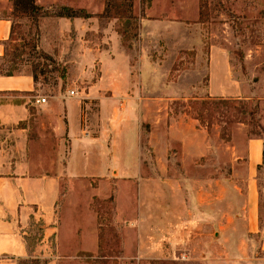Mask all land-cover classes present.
Instances as JSON below:
<instances>
[{
    "label": "crops",
    "instance_id": "1",
    "mask_svg": "<svg viewBox=\"0 0 264 264\" xmlns=\"http://www.w3.org/2000/svg\"><path fill=\"white\" fill-rule=\"evenodd\" d=\"M106 1L35 0L42 12L49 13L38 20L40 50L53 58L71 62L83 80L98 66L96 80L83 98L61 91L45 96L43 90L37 88L31 73L0 75V264H19L29 258L26 237L32 235L33 223H39L42 235L36 239L38 243L34 245L32 256L44 260L43 264H60L58 254L51 256L48 253L52 251V241L55 242L54 250L59 248L58 203L62 182L65 181L68 187L73 181L79 186L96 184L92 187L95 195H98L95 188L102 184L135 183L139 205H142L139 208L140 219L154 221L158 214V220L164 224L157 235L164 238L176 236L180 232L175 225L177 213L173 203L167 205L168 189L174 186L175 181L164 174L174 171L170 150L176 142L181 145L183 160L191 162L192 176L186 180L191 227L197 229L201 226L208 236L215 234L214 179L204 175L210 166L202 162L208 156V134L195 119L171 118L167 123L166 111L163 110L167 102L161 97L145 100V91L151 87L164 90L162 86H166L165 75L160 71V65L149 57L147 47H142L140 68L134 71L132 58L122 49L117 35L107 37L109 32L102 30L105 36L97 48L88 45L85 35L99 29L97 16L104 11ZM172 1L165 0L166 5L162 8L148 2L143 16L139 13L140 5L135 2L133 14L140 18V32H146L154 41L166 39L167 30L176 27L177 42L182 45L187 42L182 30L200 24V7L198 0H178L177 8L173 7ZM0 3L4 10L12 12L10 0H0ZM63 8L84 11L92 17L67 19L51 15ZM171 9L178 11L179 19L170 20L165 16L164 13ZM239 9L238 13H243ZM11 35V17L1 16L0 60ZM141 37L144 38L142 34ZM148 43L146 45L149 46ZM206 73L205 93L208 98L238 99L244 93L243 86L233 77L231 56L226 50L210 47ZM22 93L31 94V99L23 101ZM41 98L45 99L44 103L39 102ZM45 104L56 116L53 132L58 156L65 157L66 145L67 155L58 166L56 175L32 176L28 127L19 125L30 117V108H43ZM91 105L96 109L93 120L88 118V111L85 113ZM84 116L86 125H83ZM143 125H148L147 150L141 144ZM147 169H151L152 176L144 175ZM235 169L243 174L238 183H232L230 171L228 178L222 177L221 182L217 181L228 191L220 197L226 200L224 205L227 207L223 211L226 221H243V243L249 237H259V249L264 253V227H260L264 220L263 207H260L264 137H252L246 141L244 165ZM231 198L235 199L233 203ZM144 235L149 236L150 233L145 232Z\"/></svg>",
    "mask_w": 264,
    "mask_h": 264
},
{
    "label": "rangeland",
    "instance_id": "2",
    "mask_svg": "<svg viewBox=\"0 0 264 264\" xmlns=\"http://www.w3.org/2000/svg\"><path fill=\"white\" fill-rule=\"evenodd\" d=\"M130 1L133 5L135 2L140 5L141 16L148 2L160 8L166 5L165 0ZM177 1H172L173 7L177 8ZM198 5L200 24L182 30L184 39H187L182 45L177 42L178 37L174 32L178 29L174 27L167 30L166 39L155 41L146 32H140L139 28L137 38L124 46L117 33L123 21L98 17L99 29L88 31L85 38L91 48H97L105 36L102 30L109 32L107 37L117 35L122 49L132 58L134 71L140 68L142 47H147L149 57L160 65V71L165 75L163 79L166 86H162L164 90L159 91L151 87L144 93L145 100L152 101L153 98L161 97L167 102L163 109L166 111L164 116L167 123L171 118L184 121L195 119L198 126L207 132L208 156L202 162L210 166L204 175L214 179L215 234L208 236L201 226L197 229L191 227V205L186 182L192 176L191 162L183 160L181 145L176 142L170 150L171 159L174 158L171 161L174 171L164 174L166 178H174L175 181L174 186L168 189L167 205L173 203L177 213L175 225L180 232L173 237H160L157 234L164 221L158 220V214L154 221L140 219L139 208L142 205H139L135 183L124 181L117 185L102 184L95 188L98 193L95 195L93 188L96 184L92 188L85 183L79 186V183L73 181L68 187L65 181L62 182L58 203L59 248L55 251V242L52 241V251L48 253L51 256L58 254L60 264H264L259 237H249L243 243L244 222L226 221L223 212L227 207L224 205L226 200L220 197L228 191L226 186L217 183L223 180L222 177L228 178L229 171L232 173V183H238L243 174L235 168L244 165L246 141L252 137H264V0H198ZM239 8L243 13H238ZM164 14L170 20L180 17L175 9ZM6 15L12 20V35L5 45L7 56L0 60V69H13L14 74H35L36 86L43 90L45 96L60 91H74L78 99L83 98L88 87L96 80L98 66L91 68L94 72L92 75L87 74L84 80L80 79L71 62L53 58L40 50V34L36 35L31 18L8 12L0 3V17ZM136 18L140 23V18ZM211 46L220 47L230 54L233 77L244 89L238 99L207 97L206 58ZM20 95L24 97L23 101L31 99V94ZM87 111L90 115L88 118L95 119V106L91 105L85 113ZM84 118L83 125H86V116ZM55 123L56 116L45 104L43 108H30V117L19 125L28 127L32 176L56 175L58 166L66 158L67 145L65 157H59L57 153L53 132ZM147 126H142L141 135V144L146 150ZM233 166L234 171L231 170ZM144 175L152 176L153 173L147 169ZM261 182L264 212V180ZM68 193L69 196L65 198ZM102 194L106 196L102 197ZM230 200L233 203L235 199ZM155 208L158 209V206ZM260 227H264V220L260 222ZM38 230L39 223H33L30 236L32 247L38 243ZM145 232L150 235H144ZM20 264L31 263L20 261Z\"/></svg>",
    "mask_w": 264,
    "mask_h": 264
},
{
    "label": "trees",
    "instance_id": "3",
    "mask_svg": "<svg viewBox=\"0 0 264 264\" xmlns=\"http://www.w3.org/2000/svg\"><path fill=\"white\" fill-rule=\"evenodd\" d=\"M12 2V11L14 13H18L22 16L31 18L32 24L36 28V35L39 36L38 30V20L39 17L44 15L48 16V14L42 12L41 8L38 7L35 3V0H11ZM201 14V13H200ZM52 16L67 18V19H74V18H83L87 19L92 17L91 15L85 13L84 11H76L70 8H63L56 13L51 14ZM99 19H115L117 21H123L121 25L117 29V33L121 36L122 42L124 46L127 42L134 41L138 36L139 31V23L138 19L133 14V4L130 0H108L106 1L104 11L102 14L97 16ZM11 38V37H10ZM129 47V46H126ZM44 57L47 58L45 54H42ZM7 56L6 50L4 56L1 58L4 59ZM13 69L8 70H1L0 75L4 76H13L14 74ZM32 77L34 82H36V76L32 73ZM230 101V100H228ZM233 101V100H232ZM233 103H236L233 101ZM262 205H260L261 207ZM42 235L41 230H38V237ZM27 245H28V259L22 260L29 261L31 264H43V261H40L39 258L32 256V239L30 237H26ZM32 243V244H31ZM20 264V263H19Z\"/></svg>",
    "mask_w": 264,
    "mask_h": 264
},
{
    "label": "built area",
    "instance_id": "4",
    "mask_svg": "<svg viewBox=\"0 0 264 264\" xmlns=\"http://www.w3.org/2000/svg\"><path fill=\"white\" fill-rule=\"evenodd\" d=\"M69 94H70V96H75V92H74V91H70ZM39 102H40V103H44V102H45V99H44V98H41V99L39 100Z\"/></svg>",
    "mask_w": 264,
    "mask_h": 264
}]
</instances>
